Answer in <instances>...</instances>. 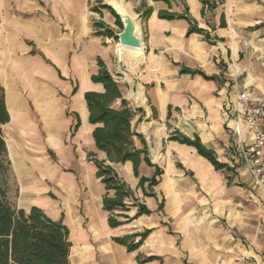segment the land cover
<instances>
[{
  "label": "crops",
  "instance_id": "0c3cea01",
  "mask_svg": "<svg viewBox=\"0 0 264 264\" xmlns=\"http://www.w3.org/2000/svg\"><path fill=\"white\" fill-rule=\"evenodd\" d=\"M96 1L0 0V85L9 114L0 130L13 176L30 162L45 177L48 185L39 192L54 196L35 204L69 228L71 264H264V187L254 185L239 154L248 131L232 106L243 86L264 103V0H223L204 16L202 0H172L170 6L100 0L116 1L138 19L142 49L121 53L95 34L94 21L109 24L108 12L91 10ZM146 6L152 10L144 16ZM185 6L210 31L211 42L201 33L187 36V20L157 15ZM98 58L135 112L131 126L140 137L133 142L146 145L151 162L162 168L157 184L143 185L154 195L138 187L154 166L141 161L136 176L132 161L112 163L94 143L84 92L104 90L91 80ZM181 65L218 78L180 73ZM176 129L196 133L231 170L215 169L194 146L169 140ZM89 152L110 163L152 212L111 228L102 206L106 190ZM135 212L132 206L126 214ZM147 228L135 250L113 239ZM147 255L158 258L137 259Z\"/></svg>",
  "mask_w": 264,
  "mask_h": 264
},
{
  "label": "trees",
  "instance_id": "16d2710c",
  "mask_svg": "<svg viewBox=\"0 0 264 264\" xmlns=\"http://www.w3.org/2000/svg\"><path fill=\"white\" fill-rule=\"evenodd\" d=\"M163 1L169 6L172 2V0ZM98 2L100 7L106 8L117 17L111 6L102 3L100 0ZM221 2L223 0H202L201 15L204 16L206 12H211ZM91 10H98V7L94 6ZM151 10V7L146 6L142 11V15H149ZM157 15L168 20L174 18L185 19L189 23L187 36L192 32L201 33L208 42H211L210 31L198 26L197 20L189 15L187 6H185L183 12L161 9ZM117 23L122 28L119 17H117ZM93 25L95 26V34L115 36V33L103 20H96ZM220 25H225L223 17ZM213 29L214 27L211 26V30ZM97 63L99 70L91 76V80L103 83L104 90L102 92H84L89 112V122L96 125L93 130L94 143L106 153L107 159L112 163L132 161L133 172L136 176L139 175L137 168L141 161L154 166V175L151 177L142 176L138 183V187L143 189L145 196L154 195L151 190L144 189L143 185L145 182H147L148 187L157 184L161 178L162 168L151 162L146 145L143 148H138L133 142L134 136L140 137V134L131 126V120L135 112L121 96L119 84L114 80L104 62L98 58ZM180 73L198 74L205 79L218 78L215 75H207L199 68L185 65H181ZM117 100H120L118 106L115 105ZM8 120L9 114L5 107L4 91L0 85V124ZM78 124L79 118L76 116L73 128L76 129ZM168 139L194 146L198 154L209 160L215 169L228 172L231 170L228 164L218 160L214 150L206 146L196 133L188 136L176 129L168 136ZM87 157L95 163L97 168L95 175L104 184L106 191L102 196V206L108 213L107 221L111 228L128 223L132 218L139 215L152 212L143 201H140L136 195V189L129 186L110 163H106L104 159H96L95 154L92 152H89ZM9 165L7 146L2 130H0V264H71L69 228L62 223V220L51 219L42 208L37 206L31 207L29 211L13 206L4 177L9 170ZM132 206H136V212L130 217L126 212ZM162 206L161 202L159 208L161 209ZM150 232L151 228H147L142 231L115 236L113 239L115 242L124 245L127 251H131L137 249ZM155 258L158 257L155 255H147L144 258L137 257L139 261Z\"/></svg>",
  "mask_w": 264,
  "mask_h": 264
},
{
  "label": "built area",
  "instance_id": "2783aa9c",
  "mask_svg": "<svg viewBox=\"0 0 264 264\" xmlns=\"http://www.w3.org/2000/svg\"><path fill=\"white\" fill-rule=\"evenodd\" d=\"M232 104L237 121L248 131L247 140L239 147L246 170L254 185L264 187V103L251 99L246 87L238 88Z\"/></svg>",
  "mask_w": 264,
  "mask_h": 264
},
{
  "label": "rangeland",
  "instance_id": "374dc122",
  "mask_svg": "<svg viewBox=\"0 0 264 264\" xmlns=\"http://www.w3.org/2000/svg\"><path fill=\"white\" fill-rule=\"evenodd\" d=\"M96 2L97 3L92 4L90 6V8H92L94 6L100 7V3L98 1H96ZM100 8H102V7H100ZM102 9L105 10L106 12H108L107 19H108L109 24H107V25L112 29L113 33H115V36H110V37L106 36L107 43H108V45L112 46L113 49L114 48L116 49V45L118 43V37H116V34L118 32H120L122 30V28L117 23V17H115L111 13V11L109 12L106 8H102ZM136 22L138 25L139 32H141L139 24H138V19H136ZM141 36H142V32H141ZM50 152H52V150ZM21 164H20V168L17 169V173L15 174L17 178L13 176L10 165H9L8 172L4 175L10 200H11L13 206H15L16 208H23L26 211H29L31 209V207H33V206L34 207L37 206L39 208H42L38 204H35V202L37 200H39L38 202L40 203V201H41V204H42L43 203L42 201L45 198L52 199L54 196V193L53 192L51 193L49 191L48 192H46V191L39 192L40 189L43 188V185H48V182L46 181L45 177L42 176L41 174H39V172L37 170L33 169L32 163L28 162V164L23 165V167H21ZM18 166H19V164H18ZM20 193H24L25 196L22 198V200L25 202H23V201H22V203L19 202L20 201ZM41 193H45L44 195H42L45 197L36 198V200L34 201L33 197H36V194L38 195ZM29 195L30 196L33 195V196L29 197ZM27 200L30 202H28Z\"/></svg>",
  "mask_w": 264,
  "mask_h": 264
},
{
  "label": "water",
  "instance_id": "95a60500",
  "mask_svg": "<svg viewBox=\"0 0 264 264\" xmlns=\"http://www.w3.org/2000/svg\"><path fill=\"white\" fill-rule=\"evenodd\" d=\"M110 6L114 10L116 16L119 17L122 24V30L116 34L120 44L124 47L141 50L142 36L141 32H139L136 22L137 17L131 15L127 11H122L120 8V3L118 2L110 4Z\"/></svg>",
  "mask_w": 264,
  "mask_h": 264
},
{
  "label": "bare ground",
  "instance_id": "6f19581e",
  "mask_svg": "<svg viewBox=\"0 0 264 264\" xmlns=\"http://www.w3.org/2000/svg\"><path fill=\"white\" fill-rule=\"evenodd\" d=\"M113 3H117L116 1H113ZM120 8L122 11H127L124 6L122 4H120ZM128 12V11H127ZM126 48H129V47H124L123 45L120 44V42L118 41L117 45H116V49H117V52L118 53H121L122 50L126 49ZM130 49H133V48H130ZM135 50V49H133Z\"/></svg>",
  "mask_w": 264,
  "mask_h": 264
}]
</instances>
